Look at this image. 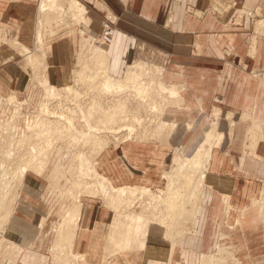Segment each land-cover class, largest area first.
Listing matches in <instances>:
<instances>
[{"label": "crops", "instance_id": "obj_1", "mask_svg": "<svg viewBox=\"0 0 264 264\" xmlns=\"http://www.w3.org/2000/svg\"><path fill=\"white\" fill-rule=\"evenodd\" d=\"M35 1L0 0V24H7V28L12 30V38L26 42V45L30 44L29 34L35 30L33 15H37L39 7ZM101 3V6L109 7L118 19L115 40L111 45L114 54L108 56L109 72L112 69L115 75L110 74L122 78L121 75L135 62L132 60L138 44H146L171 54V63L164 71L163 79L166 84L181 86L182 90L181 107L166 114L169 122L178 125L166 144L126 142L122 150L127 157L126 163H121L120 151L104 149L99 154L96 163L101 172L96 167L115 186L159 189L164 183L162 165L168 156V146L182 145L181 155L191 157L194 147L205 140L201 141L203 130L200 128L204 113L218 110L234 117L226 132L228 139L222 133L220 145L212 152L206 176L207 193L204 195L203 190L196 208L198 217L193 226L196 234L187 236L183 233L173 251L172 243L165 240L163 229L157 225L149 228L145 249L109 251L108 240L116 212L103 200L82 199L80 222L72 241L73 252L83 256L78 264H171L175 260L176 246L189 247V239L201 238L205 233L202 225L207 219L203 202L213 208L211 223L216 224L223 200L227 213L231 209L241 210L251 207L263 190L264 29H259L260 33L255 37L256 48L251 50V38L246 37L257 25L256 19L242 16V13L258 11L257 19L264 20V0H102ZM89 19L95 24V29L100 30L98 17L91 14ZM58 31L51 35L58 34ZM193 49L198 52L193 53ZM225 49L235 50L228 59L224 57ZM50 57L45 50L47 69L48 60L52 64L64 65L59 70L47 71L49 83L57 88L69 86L68 74L73 57L55 60ZM238 61L244 67L237 65ZM55 73L59 76L55 77ZM181 83L186 84L185 91ZM60 84L65 85L59 87ZM185 123L191 130L185 128ZM59 148L56 149L58 153L61 152ZM30 175L22 185H26L27 190L21 192L14 204L5 229L13 247L0 254V264H52L42 250L33 247V240L49 215L38 200H33L31 192L38 185ZM234 218L235 214L229 215L228 221ZM188 249H184L183 256L190 264Z\"/></svg>", "mask_w": 264, "mask_h": 264}, {"label": "bare ground", "instance_id": "obj_2", "mask_svg": "<svg viewBox=\"0 0 264 264\" xmlns=\"http://www.w3.org/2000/svg\"><path fill=\"white\" fill-rule=\"evenodd\" d=\"M101 4L103 3H100V5ZM87 13L88 11L86 6L80 0H40L35 40L38 44V48L35 50L29 49L28 47L23 46L21 43H17L16 45L32 64L35 70L34 79H37L38 84L43 86L42 88H44L46 95H48L50 98H59L61 93L59 88L49 83L46 74L44 76L46 69V64L44 61V40L47 32L52 28L50 20H47L46 17H50L52 15L55 18L54 20H56V25L62 22L65 23L67 19H70L71 22L74 20L73 22L77 24L84 23L88 25L90 19L87 16ZM258 13V11H255V14ZM258 22V28L261 29L263 27L264 29V20H260ZM80 33L82 35V50L78 56L80 69L77 71V76L86 83L88 90H96V92L99 93L97 97L92 99L89 104L86 105L87 111L84 110V113L79 114L81 119L86 120L85 124L87 125V128H77L78 126L76 127V124L73 123L72 120L74 117H71L70 115L67 116V114L65 115L63 113H58L55 110L50 109L47 106L48 103H42L41 110L36 116L37 120H35L31 126L27 125L29 128H32V134H25L20 139L13 141V137L11 136L14 135V127L16 126L12 125L6 137H1L0 230L6 229L8 220L10 222L13 206L18 198L16 196L19 195L17 194L18 192L13 189V186L16 184L21 186L24 185L26 183V177L28 176L29 172L31 173V171L38 175L44 174L47 169V165L50 162V158H52L47 155V151L52 150V144L55 142H53L51 138H47V144L46 147H44L39 141L34 140L35 135H46L50 137L57 136L59 142L58 145L61 143L64 144V146L61 144L63 149L67 150L68 152L71 151L70 148L76 149L75 166L73 164L72 170H74V173H77L76 175H80L81 181L77 183V187L73 189L69 188L65 191V194L72 200V205L69 206L65 211L62 223L59 225L56 232V237L54 239L55 241L53 244L52 253L54 254L56 264H78V262L83 260V256L73 252L72 241L79 226L82 209L81 198L84 195L91 197H101L103 201H105L116 212V217L113 220L108 240L109 251L122 252L141 248L145 249L149 223L154 221L157 223H155V225L158 226L159 224L160 227H164L162 229L166 234L165 237H170L172 245L175 246L177 240L184 232L187 231L190 223L192 226L194 221L197 219L195 211L200 201V190L203 189L206 184V176L209 171L212 152L215 147L220 145L223 138V134L218 131L219 120L215 119L212 122L210 129L206 132L205 140L199 146L197 152L193 156L185 158L181 155V152H177L174 155V166L172 169L170 168V172L165 173L164 178L167 180V187L165 190H160L157 193H153L144 186H115L112 181L100 173L96 167L97 157L99 156L98 154H100L101 151L105 149L107 144L110 143V141H108L110 135H115L117 132H119L118 129L125 131L128 130V134L126 133V138L132 139V134L138 130L133 124L134 121L142 123L144 120L142 119L143 116L137 111L141 107H145V109L149 111L155 110L156 112H159L158 118H162L158 120L157 126H155L152 130V135H154L157 139V142L155 143H167L170 136L177 129L178 125L176 123L169 122L167 119H164L166 118V114H164V108L167 106L164 104H178L177 107L180 108L182 104V90L181 86H176L175 84H166L164 80H160L159 84L156 83L155 85L154 79H150L149 81L144 80L143 77L147 75V71H149L150 68L154 74L161 73L164 70L159 66V64L156 63L150 65L149 63L147 64L142 61L135 62L130 67H128L125 77H113L109 72L107 50L103 47H98L91 44L90 42H92V39L90 40L89 37L86 38L84 31H81ZM89 57L90 59L88 60ZM161 74L163 77V72ZM62 89L65 94H72L75 99H78L82 94H84L82 92H78L75 90L76 87L74 89L72 86H66ZM130 92L132 96H136V102H138V108L135 107V112L133 111L134 113H132V110L131 112L127 110V113L125 110V108H128V98L116 99V108L113 110V112H111V109L105 108V106H103L105 104L104 99L102 98H106L108 93L112 94L113 96L116 95L118 97H122L123 94H128ZM173 98L177 99L174 101ZM46 99H48V97ZM172 100L174 101L173 103L169 102ZM142 101H144L147 106H143ZM177 101L179 103L176 104L175 102ZM81 102H83V100ZM79 110L82 111L81 107H79ZM129 112L131 113V117ZM146 115L147 117L150 116L148 113ZM50 117H55L57 121H60V118H65L66 121L64 124H61L60 122L52 123L51 121L44 120ZM147 117L146 119H148ZM127 119H129V121L132 123H120V121ZM9 121H12V119ZM116 122H118L119 125H115ZM28 127L27 130H29ZM134 134L136 136L139 134V132ZM135 139H137L136 141L138 142L140 141V139L137 137H135ZM92 141H94V144ZM16 144L17 150H19L20 153L14 149ZM56 147L58 148L59 146ZM91 147L94 149V152L89 154L90 151H88V149H91ZM25 148H27L26 151H24ZM27 155L35 157L32 163L28 161V158H26ZM123 156L124 158L126 157L125 154ZM16 157L21 158L23 164L21 163L16 165ZM82 178L84 180H82ZM87 178L90 179V181H87ZM84 184L87 185L84 186ZM178 185H180L183 190H186L184 191V194H181L178 191ZM195 194L197 195L195 196ZM145 197L153 201L154 207L152 209L154 210V221H151L152 219L150 218L146 219L145 215L143 214L149 209L147 206L145 207L141 205L142 211H138L136 213L131 211V209H128L131 206L137 207L134 203L139 200H143ZM256 202V200L253 201V204H256ZM140 203L142 204L141 201ZM160 203L163 206L165 205V210L159 205ZM8 204H10L9 209H7ZM130 211L133 212L134 215H131ZM164 211L165 216L163 213ZM162 215L163 217L161 218ZM187 225L189 226L187 227ZM11 246L13 247V244L9 241L7 236H5V239L0 240V254L6 253ZM173 250L174 248H172V251ZM228 256L229 255H227V257ZM232 256L233 254H231L229 258ZM202 259V264H218L225 262L223 257L222 259L214 258L212 255H205L204 258H201V260ZM215 260L219 262L217 263ZM236 262L237 264H242L240 261Z\"/></svg>", "mask_w": 264, "mask_h": 264}, {"label": "rangeland", "instance_id": "obj_3", "mask_svg": "<svg viewBox=\"0 0 264 264\" xmlns=\"http://www.w3.org/2000/svg\"><path fill=\"white\" fill-rule=\"evenodd\" d=\"M80 1L86 6L87 11H88V13H87L88 17H91V14H94L95 16L98 17L100 30L95 29V26H94L95 24L92 21H90L89 24L86 25L84 23L77 24L73 21L71 22L70 19H67L65 21V23L62 22V23H59L60 25L59 24L56 25L55 24L56 20H54L55 18L51 15L50 17L49 16L46 17V19L50 20L52 28H51V30H49L47 32V35L45 36V40H44V46H45L44 48L46 50V54L48 57L51 56L50 58H52L54 60L58 59V58H61V59L66 58L67 59L69 56L73 57L72 59H74V62H72V64H70L72 67L70 69V73L68 74V81L69 82L67 84L69 86H72L74 89L76 87L75 90H77L78 92L84 93L81 95L82 98L81 97L78 98L77 102H76V99L73 97L72 94L71 95L65 94L62 87H60V86H64L65 84L59 85V87H60L59 91L61 93V95H59L60 99L58 97L57 98H55V97L50 98L48 95H46L44 88H42L43 86L38 84L37 79H34L35 78V70H34L32 64L28 61L25 54L18 49V46H16L17 43H19V42L26 45V42H23V41L18 40L16 38H12V36H11L12 30L7 28V24H4V23L0 24V27H1L0 28V132H1L0 139L2 136L6 137V135L9 133V131H10L9 129L12 125L16 126V127H14L13 133L17 137L19 135L27 132V131L29 133H32V130H31L32 128L31 127L29 128L28 126H26L25 122L27 121L28 118H32V120L35 119V117L39 113L38 112V105L39 104H40V107L42 106V103L43 104L48 103L47 105H50L52 103H54L56 105L58 104L59 105L58 106V109H59L58 113H63L65 115L67 114V116L70 115L71 117H74V119H72V120H74V122H76V120H83V119H81L79 114L84 113V110L87 111L86 105L89 104V102L92 99H94L95 97L98 96L99 93L96 92V90L95 91L88 90L86 83L84 81H82L80 79V77L77 76V71H79V69H80V63L78 61V55L81 53V50H82V45H81L82 44L81 43L82 42V35L80 32L84 31L86 38L89 37L90 40L92 39L91 40L92 42H90L91 44L98 46V47H103L104 49L108 48L107 53H108V56L110 57L111 55L114 54V47H111V45L110 46H103V45L101 46L99 39H98V34L101 32V28H102L101 25H102V22L104 20L105 15H107L106 14L107 12L110 16H112L115 19L114 20L116 22L115 25H117L118 19L109 7L106 6V8H105V6H104L105 4L103 6L100 5L102 0H80ZM35 2H37L38 6H39L40 0H36ZM98 3H99V5H98ZM252 13H255V12H252ZM243 15H247V16L251 17L252 20H254L256 18L257 23L256 22L255 23L257 25H255V26L253 25L255 28L253 27L254 29H252L250 31V34L247 35V37H246L247 39L251 38V50H253L254 47L256 48L255 37H257L258 34L260 33L259 28H258L259 19H257L258 17H256V16H258V14H253L254 15L253 16L247 12H244V13H242V16ZM33 17L35 19V30L33 31V33L31 32L29 34L30 37L28 40H29L30 44H28L26 46L30 49L35 50L38 48V46H37L38 44L35 41L37 23H38V13H37V15H33ZM68 26H69V28H68ZM57 30H59L58 34L51 35V34H54L52 32L57 31ZM60 31H62V32H60ZM15 40L18 42H16ZM234 51L235 50H232V49H225L223 52L225 55L224 57L228 59L231 55L234 54ZM194 52L197 53L198 51L196 49H193V53ZM57 54H60V56L58 57ZM53 55H56V57ZM171 58L172 57H171L170 53H167L160 48L148 46L146 44H140V45L138 44V46L136 47V52L134 54V58H133L132 62L133 61H135V62L142 61V62H145L147 64L149 63L150 65H152L153 63H156V64L158 63L160 65V67L164 68V71H165L167 69V67L169 66V64L171 63ZM89 59H90V57L88 58V60ZM135 62H133L132 64H134ZM46 63L48 64L47 67H49V69H47V68L45 69L46 75L47 74L49 75V73L52 69L53 70H59L60 67L62 66V68H63V65H64V64H58V63L52 64L51 62H49V60L46 61ZM236 63H237V65L244 67L242 65V62L240 63L238 61ZM62 68H61V70L63 71L64 69H62ZM47 71L49 73H47ZM125 71H126V68L124 69V72ZM164 71H163V73H164ZM110 72L112 74H114L112 69ZM252 72L257 73L258 71L252 70ZM126 74H127V72L123 73L121 76L125 77L124 75H126ZM257 74H259V73H257ZM54 75H55V77L59 76L58 73H55ZM75 80H76V82H75ZM162 80H164L163 77H162ZM79 83H80V85H79ZM181 84L183 85V91H185L187 89L186 84L185 83H181ZM76 85L78 86V89H77ZM56 86H57V84H56ZM81 90H83V91H81ZM12 96H14L15 98H10ZM47 97L49 100L46 99ZM88 98H90V99H88ZM118 98H120V99L128 98V100L131 98L129 101L127 100V107L128 108L127 109L125 108L126 111L128 110L131 112V110H132V113H134L135 107L138 108L137 106H135L137 104V102H136L137 99L134 96H132L131 92L128 94H123L122 97H118L116 95L113 96L112 94L108 93L106 95V98L105 97L102 98V99H104V104H105L103 106H105V108L111 109V112H113V110H115V108H116V101L115 100ZM176 99L177 98H173L174 101ZM82 100H83V102H81ZM159 100H161V99H159ZM173 100L169 101V102L173 103L174 102ZM73 103L75 106H78V108H76V109L71 108V106H73ZM175 103L177 104L179 102L177 101ZM130 104L132 107L130 106ZM164 105H167L166 108H164V114H167V112L170 110H175V108H178L177 107L178 104L177 105H175V104L169 105V104L165 103ZM84 106H86V108H83ZM79 107H81L82 111L79 110ZM15 108H16V110H15ZM142 109L143 108L141 107L140 109H138L137 112L140 113V115H142L144 119H146L147 115L145 116V114H147L148 111L144 110V109L142 110ZM128 111H127V113H128ZM130 112H129V115L131 117ZM203 115L204 116L202 117L201 124H200V128L203 130V134H202L203 137H202L201 141H203L205 139L206 132L210 129L211 124L215 119L219 120L218 131L220 133H224L226 135V139H228L226 132H228V128L230 126L231 119L234 118L232 115H229L227 112H220L218 110H213V111L209 110L208 112L204 113ZM11 116H13V117H11ZM11 119L14 123L12 121H9ZM164 119H166V118H164ZM127 120L129 121V119H127ZM65 121H66L65 118H62V119L60 118L61 124H64ZM133 121H134V119H133ZM11 122L13 124H11ZM32 122L33 121H31V123H30L31 125L33 124ZM190 122L192 123V121H190ZM190 122H189V124H190ZM120 123H121V121H120ZM30 124H28V125H30ZM115 125H119V123L116 122ZM27 127L31 131L27 130ZM77 128L82 129L84 127L78 126ZM185 128L188 130H191V129H189V127H187L186 123H185ZM138 132H139V134H137L136 136H139L138 137L139 139H140L141 135L146 136L148 134V132L146 133V135L145 134L143 135L142 131L141 132L138 131ZM25 134H23L21 137H23ZM20 138H18V139H20ZM134 140H135V138H134ZM108 141H110V143H111L110 138L108 139ZM31 142H35V141H31ZM92 142L94 144V141H92ZM155 142H157V141H155ZM155 142L153 144H157ZM201 143L202 142H200V144ZM61 144H62V146H64L63 143H61ZM61 144L58 145V146H60L59 149L61 152L58 155V157L56 158V162L58 163V165L52 166L51 163L54 164L55 160H53V162H51L53 158L52 159L50 158V164L48 167V172L46 171V174H42V175L39 174L38 175L32 171H31V173L29 172V174H31L30 176H33V179H35L34 181H37V185H38L37 189H35V190L33 189L31 192V194L33 196V200L34 201L38 200L40 202L39 204H41V208H43V210L45 209L47 211V214L49 215L48 220L46 222H44L43 226H41L42 230H40L38 232L37 237H35L36 239L33 240V241H35L33 243V247L42 250L45 253L46 257L49 258V261H52V264H56L54 254L52 253V251H53L52 248H53V244L55 241L54 239L56 237V232L58 230L59 225L62 223V219H63V216L65 214V211L68 209L69 206L72 205V200L65 194V191H66V189H69V188L73 189V188L77 187V185H78L77 183H79L81 181L80 175L79 174L76 175L77 173H74V170H72L73 164L75 166V156H76L75 150L76 149L70 148L71 151L68 152L67 150L63 149ZM145 144L150 145L152 143L146 142ZM159 144L164 145L166 143L163 144V142H160ZM200 144H198L197 146L194 147L193 154L195 153V151L197 150V147ZM181 146L182 145H177V146L172 145V146H168V147L166 146L168 149V156H167L166 161L162 165L164 167V171H165L163 174V178H164L165 173L170 172L171 169L173 168V166H174L173 165L174 164L173 163L174 155L177 152H180L181 150H183V148ZM163 148L164 147H160L159 149H163ZM14 149H15V151H18V153H20V151L17 150V144L14 146ZM111 149L113 150L112 147H111ZM88 151H90L89 154H91L94 152V149H92V147H91V149H88ZM114 151L115 152L116 151L121 152V153H119V159L121 160V163H123V161L121 159L122 151L119 149L114 150ZM72 153H74L72 157L67 155V154H72ZM65 154H66V157H65ZM193 154H191V156ZM0 156H1V154H0ZM26 158H28V161L31 163L35 159V157L30 156V155H27ZM97 161H99V158H97ZM15 162H16V165H19L21 163L23 164L21 158H18V157L15 158ZM97 166L99 169V165H97ZM50 168H51V170H50ZM99 171H100V169H99ZM30 180H31V178H30ZM82 180H84V179L82 178ZM86 180L90 181V179H88V178ZM163 182L164 183L159 188V191L165 190L167 187V180L164 179ZM206 184L203 187V189L200 190V195H199L200 197H201V194H203V190H204V195L207 193L206 192V190H207ZM86 185L87 184H84V186H86ZM262 185H263L262 186L263 190L259 194V196L255 199L257 201L256 204H252V206L249 208H244V209L236 210V211L231 209L227 213L226 202L223 200V204L221 207L222 211L217 213L220 216L219 222L216 224L213 222L211 223V217L213 216L212 215L213 214V212H212L213 208L211 206H206L207 203L203 202L202 207L205 211V215H206V219H207L203 222V225H202L204 227L205 233L203 234V236L201 238L196 237L193 239H189L190 240L189 247L176 246V251L174 254L175 260H174V262H171V264H188V261H185L184 256H183V254L185 253L184 249H186V248H189L188 249L189 252H186V253H187V260L189 259L190 264H202L203 259L201 260V258H204L205 255H207V256L212 255V256H214V258H220V259H222V257H223V259L225 260L224 263H218L219 261L215 260L218 264H234V263L237 264L236 261H240L242 264H264V220H263V217H264V183H262ZM178 186H179L178 191L181 194H184V191H186V190L185 189L183 190L180 187V185H178ZM144 187L149 189L150 191H152L150 187H146V186H144ZM13 189H15L18 192L17 194H19V195L16 196L18 198L21 196V192L27 190L26 185L23 188V186L17 185V184L13 186ZM196 195L197 194H195V196ZM206 197H207V195H206ZM93 198L96 200H103L101 197H91V196L84 195L81 198V201H82V199H93ZM147 202H148V200L146 201V199L143 200V202H142L145 207L147 205H151V204H148ZM9 205L10 204L7 205V207H8L7 209H9ZM159 205L165 210V208H164L165 205L163 206L161 203ZM152 208L150 207L143 214L145 215L146 219L150 218V219H152L151 221H154L153 220L154 210ZM128 209L129 210L131 209V211L136 213L138 211H142V206H141V208L131 206ZM131 211H130V214L134 215V213ZM230 212H233V213L230 214ZM163 213L165 216V211ZM195 213H196V211H195ZM233 214H235L234 220L228 221L229 215L231 216ZM162 217H163V215L161 216V218ZM246 217H247V219H246ZM158 218H159V215H158ZM195 222H197V219L194 221L192 226H191V223H190V226L187 225V227L188 226L189 227H188L187 231L184 232V235L193 236L194 234H196V233H194L195 229L193 228V226L196 225ZM155 223H156V221L149 223V228L154 226ZM158 226H159V224H158ZM216 226H217V228H216ZM162 228H164V227H161V229ZM162 232H164V231L162 230ZM164 234H165V232H164ZM165 236H166V234L164 235V237ZM165 240L169 244L172 243L170 237H168V238L165 237ZM173 248H174V246H173ZM134 250H136V249H134ZM215 253L217 256L215 255ZM229 253L233 254V256H232L233 258L232 257L229 258V256L231 255ZM221 254H223V255H221ZM227 255H229V256L227 257Z\"/></svg>", "mask_w": 264, "mask_h": 264}, {"label": "built area", "instance_id": "obj_4", "mask_svg": "<svg viewBox=\"0 0 264 264\" xmlns=\"http://www.w3.org/2000/svg\"><path fill=\"white\" fill-rule=\"evenodd\" d=\"M107 15H105V17H104V20H103V22H102V25H101V32L98 34V39H99V42H100V44L101 45H103V46H110V45H112L113 44V42H114V40H115V36H116V30H117V28H116V25H115V19L112 17V16H110L109 14H108V12L106 13ZM249 14L250 15H253V13L252 12H249ZM162 68V67H161ZM164 71V70H163ZM162 71V72H163ZM161 72V73H162ZM161 73H156V74H154L152 71H151V68L149 69V71H147V75L146 76H144L143 78H144V80H150V79H154V85L156 84V83H158L159 84V82H160V80H162V74ZM153 77V78H152ZM134 94V93H133ZM135 98H136V96H134ZM155 97V96H154ZM77 100L78 99H76V102H77ZM138 103V102H137ZM142 103H143V106H147V104H145V102L144 101H142ZM50 109H53V110H55L56 112H58V104L56 105V104H54V103H52V104H50V105H47ZM131 106V105H130ZM135 106H137V104L135 105ZM23 107V106H22ZM78 106H75V105H73L72 106V108L73 109H76ZM132 107V106H131ZM83 108H86V106H84ZM144 110H147V109H145V107L143 108ZM41 110V107H40V104L38 105V112ZM148 111V114L150 113V116H148L147 118L148 119H144V118H142V119H144L142 122L143 123H141V122H138V121H134V125L139 129V131L141 132V131H143L144 133H143V135L144 134H146L147 132H148V134L146 135V136H142L141 134V137H140V141L139 142H149V143H154L155 141H157V139H156V137L154 136V135H152V130L154 129V127L155 126H157V123H158V120L159 119H162V118H158V115H159V113L158 112H156L155 110H152V111H149V110H147ZM145 116H146V114H145ZM35 120H37L36 119V117H35V119L34 120H32V118H28L27 119V121L25 122L26 123V126L28 125V124H30L31 123V121H33L32 123H34V121ZM44 120H47V121H51L52 123H55V122H60V121H57L56 119H55V117H50V118H47V119H44ZM97 121V120H96ZM73 123H75L76 124V127L77 126H79V127H81V126H83L84 128H87V125L85 124L86 123V120H76V122H74V120H73ZM121 123H132V122H130V121H128V120H124V121H121ZM11 124H13L12 122H11ZM31 125V124H30ZM119 130V132H117L115 135H110V139H111V143H108L107 144V146L105 147V149H111V147L113 148V150H123V145L126 143V142H129V141H131V142H138V141H136L137 139H130V138H126V135L128 134V130L127 131H125V130H121V129H118ZM40 131V130H39ZM117 131V130H116ZM26 134H32V133H29L28 131L27 132H25ZM25 133H23V134H25ZM127 133V134H126ZM134 133H138L137 131H135ZM132 134V136L135 138V137H139V136H135V134ZM23 134H21V135H19L18 137L17 136H15V134L13 135V136H11V137H13V141H16L18 138H20ZM40 138V139H39ZM47 138H51L52 140H53V142H55V143H53L52 144V150L51 151H47V155H49L50 157H52L53 159L55 158V162H54V164H51L52 166H55V165H58V163L56 162V158L58 157V155L60 154V153H58V152H56V149H57V147L56 146H58V144H59V142H58V139H57V136H53V137H50V136H46V135H40V136H37V135H35V137H34V140H37V141H39L40 142V144H42L44 147H46V142H47ZM156 139V140H155ZM56 140V141H55ZM54 149V150H53ZM27 150V148H25V150L24 151H26ZM104 150V149H103ZM102 150V151H103ZM23 151V152H24ZM101 151V152H102ZM22 154V153H21ZM73 154L74 153H72V154H67V155H69V156H73ZM99 155V154H98ZM124 154H122V160H123V162H125L126 163V161H127V159H126V157L124 158V156H123ZM18 156H20V155H18ZM49 167V166H48ZM48 167H47V172H48ZM165 179V178H164ZM151 190H152V192L153 193H157L158 191H159V189L158 188H151ZM148 200V204H151V205H147V207L148 208H152V207H154L153 206V201L151 200V199H148V198H143V200ZM143 200H139V201H137V202H135L134 204L137 206V208H139L141 205L142 206H144V204L142 203H140V201L141 202H143ZM5 236H6V230L5 229H3V230H0V240H2V239H5ZM19 264V263H18Z\"/></svg>", "mask_w": 264, "mask_h": 264}]
</instances>
